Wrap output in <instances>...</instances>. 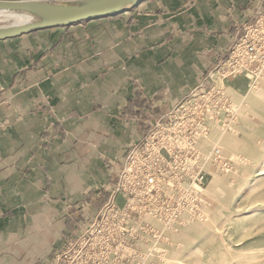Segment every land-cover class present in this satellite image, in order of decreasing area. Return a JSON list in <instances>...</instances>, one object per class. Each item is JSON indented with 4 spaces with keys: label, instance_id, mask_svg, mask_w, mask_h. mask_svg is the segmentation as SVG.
<instances>
[{
    "label": "crops",
    "instance_id": "crops-1",
    "mask_svg": "<svg viewBox=\"0 0 264 264\" xmlns=\"http://www.w3.org/2000/svg\"><path fill=\"white\" fill-rule=\"evenodd\" d=\"M263 9L264 0H146L0 40V264L52 261L107 201L132 144ZM230 84L240 91L245 80Z\"/></svg>",
    "mask_w": 264,
    "mask_h": 264
},
{
    "label": "built area",
    "instance_id": "built-area-1",
    "mask_svg": "<svg viewBox=\"0 0 264 264\" xmlns=\"http://www.w3.org/2000/svg\"><path fill=\"white\" fill-rule=\"evenodd\" d=\"M262 54L264 12L230 44L207 79L148 125L129 148L107 201L78 224L75 235L64 238L47 264L135 263L137 246H146L152 239L155 245L163 233L200 220L204 168L212 165L223 172L231 168L220 146L208 143L213 129L225 130L234 118L233 101L217 86L213 73L226 78L260 71Z\"/></svg>",
    "mask_w": 264,
    "mask_h": 264
},
{
    "label": "rangeland",
    "instance_id": "rangeland-1",
    "mask_svg": "<svg viewBox=\"0 0 264 264\" xmlns=\"http://www.w3.org/2000/svg\"><path fill=\"white\" fill-rule=\"evenodd\" d=\"M259 59L260 71L226 78L213 73L233 101L234 118L225 130L213 129L208 143L220 146L231 168H204L201 219L163 233L155 245L152 239L137 246L135 263L123 264H264V54ZM236 78L245 80L240 91L230 84Z\"/></svg>",
    "mask_w": 264,
    "mask_h": 264
},
{
    "label": "water",
    "instance_id": "water-1",
    "mask_svg": "<svg viewBox=\"0 0 264 264\" xmlns=\"http://www.w3.org/2000/svg\"><path fill=\"white\" fill-rule=\"evenodd\" d=\"M146 0H0V40L129 12Z\"/></svg>",
    "mask_w": 264,
    "mask_h": 264
},
{
    "label": "bare ground",
    "instance_id": "bare-ground-1",
    "mask_svg": "<svg viewBox=\"0 0 264 264\" xmlns=\"http://www.w3.org/2000/svg\"><path fill=\"white\" fill-rule=\"evenodd\" d=\"M224 130V129H223Z\"/></svg>",
    "mask_w": 264,
    "mask_h": 264
}]
</instances>
